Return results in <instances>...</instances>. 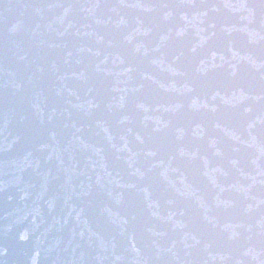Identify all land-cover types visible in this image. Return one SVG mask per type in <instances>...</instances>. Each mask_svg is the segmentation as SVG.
I'll use <instances>...</instances> for the list:
<instances>
[{
  "label": "water",
  "instance_id": "obj_1",
  "mask_svg": "<svg viewBox=\"0 0 264 264\" xmlns=\"http://www.w3.org/2000/svg\"><path fill=\"white\" fill-rule=\"evenodd\" d=\"M0 264H264V0H0Z\"/></svg>",
  "mask_w": 264,
  "mask_h": 264
}]
</instances>
